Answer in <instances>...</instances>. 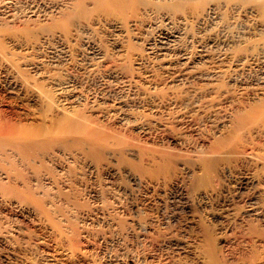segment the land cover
Masks as SVG:
<instances>
[{
    "label": "rangeland",
    "instance_id": "rangeland-1",
    "mask_svg": "<svg viewBox=\"0 0 264 264\" xmlns=\"http://www.w3.org/2000/svg\"><path fill=\"white\" fill-rule=\"evenodd\" d=\"M11 56L24 67L21 54ZM45 83L36 81L43 97L33 101L0 82V149L15 150L21 170L8 204L0 203V230L13 229L14 245H0V264H264V93L256 101L253 93L237 97L231 127L194 152L171 141L179 124L169 101L160 105L166 127L142 135L117 124L112 102L100 100L96 111L86 103L60 109ZM62 119L69 124L39 133ZM68 150L78 157H63ZM38 174L52 186L33 181ZM118 185L121 208L102 212L116 202L98 192ZM113 253L120 261L109 259Z\"/></svg>",
    "mask_w": 264,
    "mask_h": 264
},
{
    "label": "bare ground",
    "instance_id": "bare-ground-1",
    "mask_svg": "<svg viewBox=\"0 0 264 264\" xmlns=\"http://www.w3.org/2000/svg\"><path fill=\"white\" fill-rule=\"evenodd\" d=\"M101 5L105 13L96 12ZM12 52L21 54L24 67ZM128 58L132 65L124 66ZM156 74L162 75L160 83ZM0 80L9 94L33 101L43 97L36 81H45L60 99V109L86 103L96 111L100 100L112 102L110 116L117 124L142 135L166 127L160 105L169 101L171 117L179 124L171 141L197 152L234 123L237 97L253 93L256 101L264 93V0H0ZM159 90L166 96H159ZM98 110L106 116V110ZM67 124L62 119L39 133H54ZM68 151L63 157H78ZM57 156L53 152L46 159ZM19 162L15 150L0 149L1 204L20 177ZM38 175L33 181L52 186L49 176ZM98 193L116 202L102 212L121 208L125 199L120 185ZM251 212L262 215L256 208ZM10 230H0V245L8 250ZM109 259L120 261L115 253Z\"/></svg>",
    "mask_w": 264,
    "mask_h": 264
}]
</instances>
